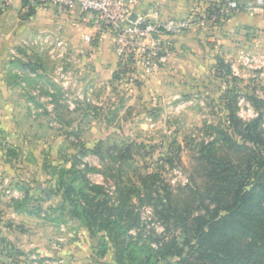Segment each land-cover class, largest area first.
<instances>
[{
    "label": "rangeland",
    "instance_id": "374dc122",
    "mask_svg": "<svg viewBox=\"0 0 264 264\" xmlns=\"http://www.w3.org/2000/svg\"><path fill=\"white\" fill-rule=\"evenodd\" d=\"M225 22L178 36L158 72H138L133 78L118 75L112 84L94 91L77 83L84 77L69 54L55 60L31 47L25 56H11V66L0 74L6 84L14 85L20 119L16 127L0 125V144L10 145L8 169L22 176L41 171L45 197L52 201L44 205L36 202L39 199L22 201L20 206L34 214L18 225L32 245L19 249L11 241L3 242L0 252L8 262L117 264L112 243L68 213L60 180L69 184L74 171L82 176L76 186L100 185L112 205L123 198L131 206L137 220L124 237L137 242L139 257L157 249L159 238L177 236L181 242L189 238L179 222L180 214L186 216L185 205L192 213L205 215V206L212 210L215 205L209 199L215 193L206 196V171L213 161L205 158L208 148L215 161H231L239 171L246 167V154L230 148L222 132H234L230 109L244 124L257 117L246 95L264 97V67L249 66L240 50L228 49L231 43L223 42V33L215 34ZM228 64L237 80L227 74ZM232 136L249 143L238 131ZM14 160L21 166L15 169ZM63 169L72 174H60ZM8 186H0V191ZM160 201L177 209L175 217L165 219L161 211L168 208Z\"/></svg>",
    "mask_w": 264,
    "mask_h": 264
},
{
    "label": "trees",
    "instance_id": "16d2710c",
    "mask_svg": "<svg viewBox=\"0 0 264 264\" xmlns=\"http://www.w3.org/2000/svg\"><path fill=\"white\" fill-rule=\"evenodd\" d=\"M34 11L27 14L30 16ZM221 63H224L223 60ZM230 68L228 64L227 74L232 80H237ZM246 96L258 111L257 117L244 124L236 116L235 109H230L233 103L229 102L228 117L234 132H222L227 135L230 148L246 154V167L239 171L231 161H215L211 155L212 148H208L205 158L213 161H210L211 166L206 171V196L215 193L209 196L210 203L215 205L212 210H209L210 206H205L206 215L194 214L185 205L186 216L180 214L179 222L189 238L183 242L177 236L159 238L158 248L150 247L153 254L145 252L143 257H139V248L134 245L137 242L124 237L137 220L131 206L123 198L116 206L112 205L100 185L86 183L76 186L82 178L77 171H74L75 177L70 179L69 184L63 178L60 180L59 190H63V202L69 203L70 217L78 219L92 233H98L104 241L112 243L110 249L117 264H159L160 260H166L165 264H194L193 258L203 264H264V97L257 93ZM237 131L251 145L234 140L232 134ZM67 173L72 174L69 170L60 171L62 175ZM200 198L201 203H205L204 198ZM159 203L165 208L169 201ZM167 208V212L165 209L161 211L166 220L175 217L177 211L171 206Z\"/></svg>",
    "mask_w": 264,
    "mask_h": 264
},
{
    "label": "crops",
    "instance_id": "0c3cea01",
    "mask_svg": "<svg viewBox=\"0 0 264 264\" xmlns=\"http://www.w3.org/2000/svg\"><path fill=\"white\" fill-rule=\"evenodd\" d=\"M194 5L195 0H139L134 14H146L154 19L153 11L156 9L160 19L185 18ZM27 13L22 0H10L8 5L0 7V72L11 66L8 61L12 55L25 56L31 52L32 47L55 60L69 54L73 64L74 60L78 63L76 67L84 77L81 78L82 82L77 83L90 86L93 91L99 86H109L114 82V77L117 80L119 59L113 36L107 31L99 33L96 30L92 13L81 11L78 7L74 10L48 7L37 9L30 16ZM222 33L226 36L223 42L231 43V46L227 45L228 49L235 52L240 50L237 53H241L245 62H250L249 66L264 67V15L235 13L215 32L217 35ZM86 36L92 39L87 40ZM177 39L179 37L174 38V43ZM12 88L14 85L6 84L0 74V119L3 121L0 125L8 122L16 127L20 119L16 115L21 109L14 100ZM8 147L10 145L0 144V186L4 188L9 185L0 191V248L5 246L3 242L11 241L19 249H25L32 244L19 225H24L25 218L34 213L20 206L22 201L33 198L39 199L36 201L38 204H43L51 202L52 197H45L46 189L40 182L41 171H32V174L22 176L8 169ZM11 163L14 168L21 166L17 165L16 160ZM21 185L28 188L24 189ZM39 193L44 196L39 197ZM37 207L39 209L40 206ZM1 264L12 262H8L2 254Z\"/></svg>",
    "mask_w": 264,
    "mask_h": 264
},
{
    "label": "built area",
    "instance_id": "2783aa9c",
    "mask_svg": "<svg viewBox=\"0 0 264 264\" xmlns=\"http://www.w3.org/2000/svg\"><path fill=\"white\" fill-rule=\"evenodd\" d=\"M10 0H0V7ZM26 12L40 8L57 7L94 15V26L101 33L112 34L119 59V75L133 78L137 73L153 74L167 62L174 38L189 32L217 27L238 12L264 15V0H195L185 18L160 19L154 10V19L135 13L139 0H22ZM157 17V18H156ZM87 40L92 38L86 36ZM2 255L0 254V264Z\"/></svg>",
    "mask_w": 264,
    "mask_h": 264
},
{
    "label": "water",
    "instance_id": "95a60500",
    "mask_svg": "<svg viewBox=\"0 0 264 264\" xmlns=\"http://www.w3.org/2000/svg\"><path fill=\"white\" fill-rule=\"evenodd\" d=\"M136 18V14H133L131 19L134 20Z\"/></svg>",
    "mask_w": 264,
    "mask_h": 264
}]
</instances>
